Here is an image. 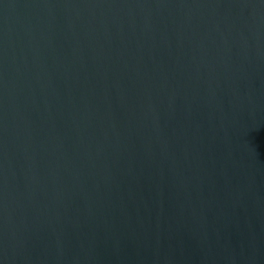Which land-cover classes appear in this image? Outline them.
Returning <instances> with one entry per match:
<instances>
[{
	"label": "water",
	"instance_id": "obj_1",
	"mask_svg": "<svg viewBox=\"0 0 264 264\" xmlns=\"http://www.w3.org/2000/svg\"><path fill=\"white\" fill-rule=\"evenodd\" d=\"M0 264H264V0H0Z\"/></svg>",
	"mask_w": 264,
	"mask_h": 264
}]
</instances>
